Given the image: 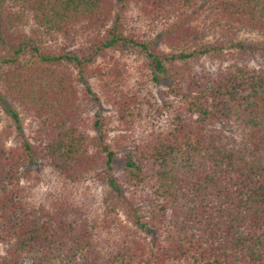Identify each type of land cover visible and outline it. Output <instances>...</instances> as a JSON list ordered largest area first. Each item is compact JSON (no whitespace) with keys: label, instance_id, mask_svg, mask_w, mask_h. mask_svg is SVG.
<instances>
[{"label":"trees","instance_id":"obj_1","mask_svg":"<svg viewBox=\"0 0 264 264\" xmlns=\"http://www.w3.org/2000/svg\"><path fill=\"white\" fill-rule=\"evenodd\" d=\"M241 32L264 38V0H0V264H264V41ZM41 161L64 186L38 198Z\"/></svg>","mask_w":264,"mask_h":264},{"label":"rangeland","instance_id":"obj_2","mask_svg":"<svg viewBox=\"0 0 264 264\" xmlns=\"http://www.w3.org/2000/svg\"><path fill=\"white\" fill-rule=\"evenodd\" d=\"M138 11L134 8H131L129 11V19H130V25L131 30L137 31V32H143L146 33L148 36L155 38L156 44L153 45V47H161L165 50H169L165 45H163L161 38L162 34L161 31L165 30L166 27H163V23L158 21L157 24H153L150 20H140L138 19ZM209 41H212V37H208ZM239 41L241 43L250 45L251 43L256 42H262L264 41V38L261 36L249 33V32H241L239 35ZM262 49V46L260 47ZM256 56H259L258 54H255ZM213 59V60H212ZM209 58L206 56H202L201 59H190L192 62V65L196 68H201L202 66H206V68L210 70H215L217 67V61L214 58ZM99 62H102L104 64L103 59H100ZM117 63L118 68L122 70L121 77L123 81V86L125 88H132L139 85V81L141 82L143 79H147L145 76L143 77L144 73L146 74L149 72L148 69L144 66V59L141 57H138L137 55H120L119 53L114 55L112 60L109 61V65H114ZM254 65H257L259 62L258 60L254 59L252 61ZM89 82L95 87L96 90H98V81L96 79H89ZM147 89L153 90V92L159 96L161 88H165V83L156 84V82H153L152 80L148 81V84L146 85ZM101 106L95 107L90 114H94L97 111H102L104 114L110 113L112 109L104 104V101L100 102ZM12 125L14 124V121L12 118L6 114V112H2L0 114V127H5V124ZM26 125V122L24 123ZM15 126V124H14ZM44 162H35L25 167V170H30L31 173V179L28 180V183L32 184L34 186V192L36 194V197L42 198L49 190L58 189V192L63 189V181L58 180L55 175L48 169L43 168ZM26 181V182H27ZM58 181V185L57 184ZM69 188H72L68 186ZM107 189L106 185H103L98 176L93 175L88 178H86L83 183L81 184L80 188L78 190L74 189V192H76L77 198L82 197L83 194H86V192L93 196V198L100 201V199L104 196L105 191ZM67 190V189H66ZM65 190V191H66ZM69 190V189H68ZM68 190L66 191V194H68ZM91 196V197H92ZM104 205V204H103ZM102 205V206H103ZM2 251V247L0 246V252Z\"/></svg>","mask_w":264,"mask_h":264}]
</instances>
